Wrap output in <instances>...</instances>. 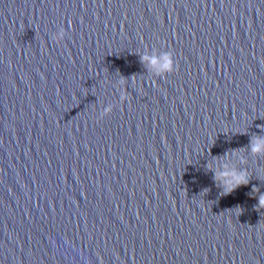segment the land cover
Returning <instances> with one entry per match:
<instances>
[{
    "label": "water",
    "instance_id": "obj_1",
    "mask_svg": "<svg viewBox=\"0 0 264 264\" xmlns=\"http://www.w3.org/2000/svg\"><path fill=\"white\" fill-rule=\"evenodd\" d=\"M262 125L264 0H0V264H264Z\"/></svg>",
    "mask_w": 264,
    "mask_h": 264
},
{
    "label": "clouds",
    "instance_id": "obj_2",
    "mask_svg": "<svg viewBox=\"0 0 264 264\" xmlns=\"http://www.w3.org/2000/svg\"><path fill=\"white\" fill-rule=\"evenodd\" d=\"M65 36V31L61 29L57 39H63ZM141 62L150 70L154 71L155 75L164 77L167 74H171L177 71V64L175 60V54L172 51H165L163 55H148L143 54L141 56ZM121 84L124 80L121 79ZM128 99L127 95H122L121 100L126 101ZM113 111L112 107L109 106L105 108L104 112L100 114V117L111 114ZM264 129V125L261 126ZM251 152L253 154H264V136H255L252 138ZM211 168V165L208 166ZM226 170L221 172H216L215 179L219 180L223 187V194H228L233 192L236 188L247 185L250 182V178L246 171L238 170H227V165L224 166ZM256 190V189H254ZM258 205L259 208H264V193L258 195Z\"/></svg>",
    "mask_w": 264,
    "mask_h": 264
}]
</instances>
